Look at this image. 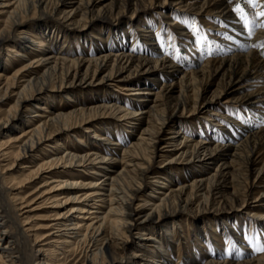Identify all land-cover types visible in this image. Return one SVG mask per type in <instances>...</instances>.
I'll use <instances>...</instances> for the list:
<instances>
[{"label":"bare ground","instance_id":"obj_1","mask_svg":"<svg viewBox=\"0 0 264 264\" xmlns=\"http://www.w3.org/2000/svg\"><path fill=\"white\" fill-rule=\"evenodd\" d=\"M239 1L195 0L191 3L183 0H152L159 2L158 7L165 21H159L158 30L155 31L154 22L143 21V24L136 22L139 14L137 0L116 2L112 0L113 4H118L115 11L132 14L123 21L128 28L125 27V30L117 28L112 31L110 25L107 27L99 22V18L102 22L106 21V17L100 15L105 13L107 0H0V16L3 17V20H0V51L9 52L7 57L10 55L19 57L21 61V67L13 80L11 82L5 80L0 92L4 91V97L10 93L15 94L17 112L27 107V112L34 113L32 116L37 118V125L32 124L33 119L26 121L30 130L23 136H27L28 139L21 147V152L12 155L14 162L10 168L25 157L31 158L28 164L35 163L37 167L32 171L30 168L27 169L31 174L27 184L36 182L39 175L44 176L48 172L56 171V177L61 174L59 179L53 178L44 185L46 189L41 194L42 197H55L54 204L58 203L57 197L66 195L70 190H85L83 194L75 196L71 194L67 198L68 202L74 204L70 211L58 214L48 227H42L52 228V231L42 235L40 240L35 239L30 245L33 236L31 228H26L29 223L22 225L21 220V216L28 211L23 214L17 212L23 209V204H26V208H31L36 203L35 200L28 201L26 198L21 199L19 204L17 200H11L10 191L16 189L7 187L8 180L2 175L4 173H1L3 167L1 162L6 161L11 155L4 154L5 158L0 160V264H60L58 262L61 261H63L61 264H65L66 257L55 261L58 250L68 252L71 256H79L82 264H172L170 256L175 244V232L170 234L167 231L169 233L167 234L164 231L166 233L164 236L163 232L158 230L163 228V221L176 220L183 210L213 204L230 205L234 202L244 203L245 207L248 204V197L255 195L250 213L264 218V121L257 131H245L246 127L238 122V118L235 120L228 114V111H234L237 114L245 113L255 117L260 115L264 120V47H261L264 44V29L253 27L249 30L244 24H240L242 21H239V16L234 11ZM170 3L175 6L183 5L188 9L187 15L193 14V17H181L182 20L185 18L184 22L192 19L197 21L212 19L211 24L214 26L211 30L214 31L209 30L206 34H214L216 41L228 46L226 54L206 60L203 67L206 70L214 68L215 75L222 73L220 79L224 84L220 92L208 97V90L201 87L196 94L191 95L190 81L196 76L194 73H185L180 78V107L183 112L190 104L193 109L213 105L215 107L213 110L218 108L219 112L226 110L224 114H218L215 125L206 123L203 130L188 129L179 124L178 126L173 115L158 113L157 99L166 97L173 91L175 85L168 83L158 87V83L161 79L164 81L174 79L179 71L176 69L178 66L169 57H158V52L152 53L150 49H145L146 54H142L144 52L140 49H134L140 34L145 43L153 45L154 50H160L159 32L162 25L163 28L164 25L172 26L179 36L187 35L186 25L173 19L179 15ZM51 5L53 6L51 13L49 12L51 16L60 15L67 26L80 25L83 22V27L92 25L95 30L91 35L93 38L89 37L83 42V46L94 48L91 53L87 52L89 50L87 48L78 58L71 59L65 50L69 46L70 35L66 30H60L54 25H46L51 30L45 40L43 36L46 32L39 33L36 39H32L33 30L30 26L28 28L25 19L32 10L43 14ZM12 7L13 9L8 11L7 8ZM113 10H109L108 14H112ZM261 22L264 20H258L256 23ZM206 26L208 25H205V28H208ZM126 33L132 36L131 47L125 43ZM16 34L23 36L16 40ZM229 35L237 37L243 43L234 45L231 40L225 38ZM60 41L63 43L60 44ZM185 44L190 45L188 42ZM229 45L234 47L230 48ZM187 50L190 51L189 48ZM145 67L148 68L145 71L160 70L157 77L155 73L153 74L156 77L153 81L157 85L151 81L152 76H140L141 68ZM2 69H5V66L0 57V70ZM254 74H257V79L248 85L251 86L250 92H233L229 89L232 84L241 81L243 86L239 88L246 87L249 84L248 79ZM100 75L103 76L100 82L96 83V78ZM115 79L121 82L120 89L130 96L138 98L153 96L154 99L150 98L152 105L137 104L134 105L135 109H131L125 104H120L113 93H108L106 102L89 108L88 111L92 114L93 110L96 114L101 109L103 114L106 111L110 112L119 117L120 122H129L133 130L139 122L141 125L145 124L144 128L141 126L139 136L137 138L133 135L126 136L127 129L120 124L116 126L121 128V134L105 129L106 123L100 124L95 129H89L87 134L95 144H100V147H97L100 151L58 145L55 152L51 151L53 153L39 163L34 154L40 146L50 137L72 130L71 125L64 123L67 116L78 113L85 115V110L78 106L70 109L68 113L63 111L49 113V108L44 106L49 84H57L59 91H63L67 88L82 87L84 84L92 86ZM154 86H157L158 92H155ZM224 93L231 96L226 104L233 103L236 104L235 107L221 106ZM251 97L255 99L253 102H249ZM92 114L88 115L89 118L95 116ZM8 117L9 120L0 119V135L10 128V121L16 119L10 114ZM236 130L239 138L234 134ZM168 132L175 136L167 138ZM79 143L83 145L84 142L79 140ZM157 156L168 157L170 160L163 162L165 165L159 167L155 161ZM176 162L183 167L179 170L171 168L170 165ZM81 166L87 167L86 175L92 173L99 178L91 184H84L80 181L79 175L69 176L72 173H69L68 169ZM188 176L192 178L181 180L180 183L178 177L184 179ZM254 177L258 183H263L261 189H256L250 184ZM175 181L179 184L173 185ZM104 183H107L108 187H104ZM150 184L153 193L159 194L157 197L145 194L143 189ZM228 184L234 185L231 197L225 195ZM140 199L142 203L136 204ZM80 214L83 216H77ZM77 218H80L81 222H78ZM228 226L229 229L223 233L224 235L218 233L216 228L211 229L212 235H215L214 239L223 243L225 237L230 239L233 236L234 242H239L238 245H242L243 248L244 241L241 240L238 231L232 224L227 223ZM259 226V230L264 233V223ZM135 231L142 232H139V243L135 245V250H130L127 244ZM146 231L149 232L146 240L151 242H144L141 239V235ZM208 234L210 230L205 232V236L202 234L196 236L197 244L200 246L198 250L203 252L201 258L198 256L199 253L184 255L185 264H264V254L256 259L250 255V251L244 254L233 253L227 257L221 247L215 252L204 251L206 247L204 240L208 239ZM152 243L157 244L155 250L147 249L146 247L152 246ZM36 244H43L46 247H41L39 252L34 254L33 247ZM179 255L181 258L182 253ZM126 258L130 262L122 263Z\"/></svg>","mask_w":264,"mask_h":264},{"label":"rangeland","instance_id":"obj_2","mask_svg":"<svg viewBox=\"0 0 264 264\" xmlns=\"http://www.w3.org/2000/svg\"><path fill=\"white\" fill-rule=\"evenodd\" d=\"M111 1L112 0H107V2H105L106 3L104 7L105 13H102V15H100V17H104V18L106 17L105 19L106 21L102 22V19L99 18V22H101L100 24H104L107 27H109L110 25V28H112L111 29L112 31L117 30V28L118 30L120 29L125 30L126 26L123 24V21L124 19L129 18L132 14L131 12H129L128 14V13H121V12L115 11L117 10L116 8L118 7V4H113V2H116V0H113V2ZM183 1L184 2L191 1L192 3L195 0H183ZM137 2L139 4L138 5L139 14L137 16L136 22L137 23L139 22L142 23L143 21L154 22V26H155L154 30L157 31L158 22L159 21L165 22L163 21L164 18L162 17V13L160 12V9L158 7L159 2H152V0H142V1L137 0ZM238 3L240 7H242L246 13H248L249 24L246 27L249 30L253 28L251 22L254 19H255V22H257L258 20L261 21L262 19L264 20V17H254L253 15L255 11H259L261 10V7H264V0H259V5L261 7L254 6L253 4L248 3L247 0H240ZM170 5H172V8H174L179 15V16L173 17V19H176L175 21L184 23L186 25L185 31L187 35L183 37L179 36L178 34H176V31L172 29L173 28L172 26L164 25V28H163V25H162L161 27L162 30L159 32L160 37H161L160 50H154L153 45H148V43H145V40L142 38L143 36H141L140 34L138 36L139 37L138 42H136V44L134 45V49H140L142 52H144L145 49L147 50L150 49L152 53L158 52L157 54L158 57H162V56L169 57L178 66L176 69L179 71L177 73V76L174 79H171L169 81H164L163 79H161L159 83L157 82L158 87L164 84H168V83L175 84L174 89L171 93H169L164 98L159 97L157 99L158 113L160 112L159 114H164L167 116L173 115V119L175 120L176 125L179 124L180 126H183L184 128L186 127L188 129L194 128V130H200V129L203 130L205 129L206 123H209V124L212 123L210 125H215L216 120L218 119L217 117H219L218 114H224L226 110H221V112L218 111L220 110L219 108L213 110L212 108H215L213 105H210V106L207 105L206 107L198 106L196 109H193L192 104H190L187 110L183 112L182 111L183 109L180 107V95H179V90L181 88L180 78H182V76L185 73H194V75L196 76L194 80L190 81V84L192 85V88L190 89L192 91L191 95L196 94L201 87L206 88L208 90L207 92L208 97L213 96L214 94L220 92L224 84L222 80L220 79L222 73L220 75L218 74L215 75V73L213 72L214 68H207L206 70V68L203 69V67H204V63L206 60L219 58L223 56L224 54H226L228 46L225 43L216 41L214 39L213 33H211L213 35L206 34V32H208L209 30L210 32L214 31L213 29L211 30V28L214 26L211 24L213 21L212 19H206V20L204 19L201 21L192 19L187 22L186 21L184 22L183 20L185 18L182 20L183 17H186V16L193 17V14L187 15L188 9H186L185 6L183 5L175 6L174 4H171V3ZM52 7L53 6L51 5L49 9L43 14L40 11L32 10L31 13L29 14V17L25 19V22L27 23L28 28L31 27L30 29L33 30L34 36L32 39H36L37 34L46 32L45 33L46 35L43 36V39L45 40L47 35L50 34L49 30H51V29H48L46 25L48 26L54 25L57 28L59 27L60 30L62 29L66 30V32L70 35V43H69V46L65 48V50L68 51L69 57L71 59L74 60L78 58L80 55H82L85 52L83 50H87V48L89 49L87 50V52L91 53L94 48L91 46L90 48L89 46L88 47L83 46V42H85V40H87L89 37H91L93 33H95L94 32L95 30L92 27V25L83 27L82 26L84 23L83 22L80 25H68L67 26V24H65V21L61 18L60 15L51 16L50 13L52 11ZM7 9L8 11H11L13 7L7 8ZM177 9H181V10L179 11ZM109 10H113V13L108 14ZM236 14L239 16L238 13ZM49 15L51 18H49ZM2 18L3 17L0 16V20H3ZM240 20L241 19L239 16V21ZM241 21L242 22H240V24L245 25L244 21L243 20ZM40 24L42 26H39ZM194 25L197 29L195 33L193 32ZM205 25H208L206 26L208 28H205ZM126 28H128V26ZM132 28L135 29L134 26ZM21 36L23 35L16 34L15 35L16 40H18ZM169 37H172V39L170 40ZM225 38L226 39L228 38L229 40H231L230 42L233 43L234 45L243 43L242 41L237 39V37L235 36L229 35ZM131 40H132V36H129L126 33L125 43L130 47L133 46V43ZM185 42H188L190 45L187 46ZM61 43H63V41H60V44ZM87 43L89 45V42ZM234 45L233 46L229 45V47L233 48ZM187 48H189L190 51H188ZM194 50H196V52H193ZM1 51H0V57L3 59V64L5 66V69L0 70V75H1L0 88L4 84L5 80L8 79L9 82H11L17 70L21 67V61L19 57L17 58L11 55L7 57L9 52L7 53L4 50H1ZM142 54H146V53L144 52ZM147 69L148 68L146 67L141 68L140 76L141 77L152 76L151 79L152 78L153 79L151 81L154 82V84H156V82L153 80L154 78L157 77L156 75L157 73H159L160 70L145 71ZM208 71L210 72L208 73ZM153 74L156 77L153 76ZM257 74H254L256 75V77L253 75L251 78L248 79L249 84H247L246 87L239 88L243 86L242 85L243 81H241V82L232 84L229 87V89L233 92L234 91H238L241 93L250 92L251 86H248V85L255 82V80L257 79ZM102 76L103 75H100V77L97 76L96 83L100 82V78ZM205 83H208L207 84L208 86ZM49 86H50L49 90L45 94L46 104L44 105L46 108L47 107L49 108L48 109L49 113L53 111H56V112L63 111L65 113H68L70 112V109H72L75 106H78V108H82L85 110V115H83V113H78V114L67 116V119L65 120L64 123L71 125V127H73L72 130L69 132H64L62 134L54 135L50 137L49 140L46 141V143L42 144L40 148L34 154V157H36V159H39L38 160L39 163L46 160L49 157V155L53 153L51 151L55 152L56 150L55 147H58V145L63 146V147L73 146L76 148H84L85 150L93 149L94 151H100L97 148V147H100V144H95V142L91 140V137L87 135L89 134L88 133L89 129L91 128L95 129V127L100 126V124L102 125L106 123L104 125L105 129H109L112 132L116 131V134H121V131H122L121 128H117L116 126V124H120L125 130L127 129L126 136L133 135L134 138L135 137L137 138L139 136L141 126H143V128L145 127V124L141 125L139 121H138L139 123L137 124L135 130H133V127L129 125L130 124L129 122H120L119 117H115V115L110 114V112L106 111L105 114H103V110L101 109L96 114H94L95 110H93L92 111L93 114H92L91 111H88L89 108L90 109L94 108L95 106H98L99 104H103L104 102H106L108 95H109L108 93H113L112 95L116 97V100H118L120 104H125L127 105L128 108H131V109H135L134 105H137V104H141L143 106H145L146 104L152 105L151 99H154V97L151 95H149L151 97H147V98H142V97L138 98L135 96L128 95L127 92L120 89L121 82H118L117 79L111 82L109 81L107 83H102V84L92 85V86H88L84 84L82 87L78 86L75 88H67V89H64L63 91H59L60 88H58L57 84L55 85L49 84ZM154 90L155 92L159 91L157 89V86H154ZM3 92H4L3 90L0 92V119L1 118L8 119L9 118L8 114L15 116L16 119L11 120L9 123L10 128H7V131L3 133V135H0V160L5 158L4 154L8 153L7 156L11 155L9 158H7L6 161L1 162V164L3 165L1 169V173H4L2 175L6 178V180H8L7 187H12L13 189H16V190L10 191L11 200H17L18 204L20 203V200L24 198L28 199V201L35 200L36 204H34L31 208H26V204H23L22 205L23 209H20V211L17 212L18 214H23L25 211H28L24 213L23 216H21L22 217L21 220H22V225H24L25 223H29L26 226V228H31V235L33 236H32V239H31L32 241L30 245H32L35 239L40 240L42 238V235L52 231V228H42V227H48L51 220L54 219L58 214L68 213L70 209L74 206L73 203L67 201V198H69L71 194L74 196L77 194H83L85 193V190L84 189L70 190L69 192L66 193V195H63L60 198L57 197L58 200H56V202L58 203L54 204L53 202H54L55 197H52V198H50V196L42 197L41 194L46 189L44 185L49 183V181H51L53 178L59 179L61 174H59V176L56 177V171L48 172L44 176L39 175V179H37L36 182L27 184L30 181L28 177L31 175L29 173L30 171L27 172V169L30 168V170L32 171L37 167V164L35 163L28 164L31 158L25 157L24 159L17 161L14 164V166L10 168V165H12L14 162L12 155L19 154L21 152L20 151L21 147L24 145V143L28 139L27 136H23L25 132L30 130L29 128L30 126L26 124V121L28 119H31V120L33 119L32 124H35L37 122V118L32 116L34 113L27 112V109H28L27 107L24 109L22 108L20 111L17 112L18 109L15 105L16 103L15 94L10 93L7 97H4ZM46 96L50 98H47ZM229 97L231 96L226 93L222 95V100L224 101H222L223 104L221 106L235 107L234 105L236 104H233V103L226 104ZM249 100H250L249 102L251 101L253 102L255 99L254 97H251L249 98ZM49 113H46V114H49ZM91 114L95 116L89 118L88 115H91ZM228 114L231 117L233 116L235 120L238 118L239 120L238 122H241V124H243L246 127L245 131H252V132L257 131L258 127L262 124V121H264L260 115H257L256 117L253 115L251 116V114L247 115L245 113H241L242 114L241 115V114H237L234 111H228ZM207 116H210V117L207 118ZM35 125H37V123ZM189 132H186V133L189 134ZM234 134L235 135L237 134V138L240 137V135H238L237 130L234 131ZM166 135H167L166 136L167 138L175 136L171 132H168ZM79 140L84 142L83 145L79 143ZM52 147H54L55 149ZM167 160H170V158L168 159V157L162 158L161 156H157L155 159L156 165L159 167H162L165 165L162 163ZM26 165H29V167L27 168ZM170 167L176 168L179 170V168L183 166L182 164H178V162H176V163L171 164ZM86 168H87L86 166H81V167H74L73 169H68L70 171L69 173H72V174H69V176L72 177L74 175L73 177H75L79 175L80 181H82V183L91 184L99 177H95V175H93L92 173L90 175H86L85 173ZM185 178L182 179L181 177H178V179L180 180V183H181V180L186 181V180L191 179L192 177L188 176ZM253 179L250 181L251 182L250 184L256 187V189H261L263 183H258L257 178L255 177ZM150 182H151V179H150ZM177 184H179V182L175 181L173 185H177ZM103 186L108 187L107 183H104ZM226 187L227 188H226L225 195H227V197L228 196L231 197L232 188L234 187V185L228 184ZM143 190L145 194L150 195V197H157V195H159V194L153 193L151 184L144 187ZM248 199H249L248 204L245 207H244V203L239 204L236 202L230 205H226V204L205 205L198 209L195 208V209L183 210L182 213L179 214V217L176 220L163 221L162 222L163 230L162 229L158 230L159 232H163L164 236L166 235L164 231L165 232L169 231L170 234L171 232H175V238H176L175 244H173L172 253H171L172 256H170L172 264H177V262H179V264H185V258H186L185 256H187V254L195 255L199 253L198 256H200L201 258V254H203V252L201 251L199 252L198 250L200 246H198L197 244L196 236L199 234H202L203 236H205V232L206 231L209 232V230H210V234H208V239L204 240V244L206 246L204 248V251L215 252L219 247H221L225 252V257L231 256L233 253L244 254L245 252L247 253L249 251H250V255H252L256 259L262 257L264 252L258 251L257 249L260 247H264V233H262V231L259 230V227H260L259 225L264 223V218L260 215L259 216L252 215V213H250V210L253 209L251 207H253L252 205H254L253 201L255 200V195H250ZM64 202H66V204H64ZM140 203H142L141 199L136 201V204H140ZM170 211L171 210H169L168 213H170ZM77 216H83V215L80 214ZM77 219H78L77 220L78 222H81L80 218H77ZM227 223L232 224V226H234L233 228H235L236 231H238V233L240 234L241 240L244 241L243 248H242V245H238L240 244L239 242L237 243L234 242L233 236L230 237V239L225 237L224 241H222L223 243L217 242L214 239L215 235H212L211 229L216 228L218 233L223 234L227 232L229 229V226L227 227ZM139 232L141 233L142 231H135L134 235L129 237V242L127 244L128 249L135 250V245L139 243L138 242L139 241L138 239L140 237ZM148 233L149 232L146 231V233L141 235L142 241L151 242V240H146ZM169 233L167 232V234ZM155 245L157 244L152 243V246H148L146 248L155 250V247H157ZM41 247H46V246H44L43 244H36L33 247L34 254H37ZM180 253H182L181 258L179 255ZM64 257H66V260L64 261L65 264H82V259H80L79 256L77 255L71 256L70 254H68V252L59 251V250L55 257V261L57 262L59 258H64ZM128 262H130V260L126 258V260H124V262L122 263H128ZM58 263L61 264L63 263V261L58 262Z\"/></svg>","mask_w":264,"mask_h":264},{"label":"snow or ice","instance_id":"obj_3","mask_svg":"<svg viewBox=\"0 0 264 264\" xmlns=\"http://www.w3.org/2000/svg\"><path fill=\"white\" fill-rule=\"evenodd\" d=\"M230 2H231V0H230ZM247 2L253 4L254 6L261 7L259 5V0H247ZM234 11L239 14L240 19L244 21L245 26H248V24H249L248 13H246L244 11V9L242 7H240L239 3H237L236 7L234 8ZM253 15H254V17H264V7H261V10H259V11H255ZM251 23H252L253 27H259V28L264 29V22L257 24L255 22V19H254ZM196 31H197V29L194 25L193 26V32L195 33ZM169 39L171 40L172 37H169ZM261 47H264V44H262ZM257 250L264 252V247H260Z\"/></svg>","mask_w":264,"mask_h":264}]
</instances>
